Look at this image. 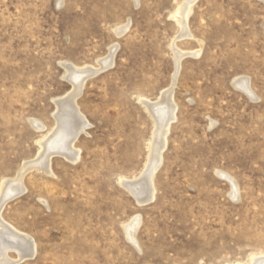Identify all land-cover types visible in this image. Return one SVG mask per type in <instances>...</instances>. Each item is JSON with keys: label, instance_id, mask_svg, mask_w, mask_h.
Masks as SVG:
<instances>
[{"label": "rangeland", "instance_id": "374dc122", "mask_svg": "<svg viewBox=\"0 0 264 264\" xmlns=\"http://www.w3.org/2000/svg\"><path fill=\"white\" fill-rule=\"evenodd\" d=\"M184 2L0 0V192L56 127L55 101L72 90L66 66L97 68L116 46L75 100L88 123L78 160L28 170L25 191L2 208L35 245L16 264H249L264 254V1L195 0L189 37L171 17ZM173 76L175 120L154 198L140 204L120 181L138 180L155 154L141 101L157 102Z\"/></svg>", "mask_w": 264, "mask_h": 264}, {"label": "bare ground", "instance_id": "6f19581e", "mask_svg": "<svg viewBox=\"0 0 264 264\" xmlns=\"http://www.w3.org/2000/svg\"><path fill=\"white\" fill-rule=\"evenodd\" d=\"M194 1L195 0H185L182 7H179L171 16L176 20H174L175 22L181 25V33H178L180 34L179 36L189 37L186 22ZM126 28V26L122 28L120 27L119 30H117V33L124 32ZM115 49L116 46H112L109 49V56L105 57L104 60L102 59V61L98 64L99 67L97 68L86 67L81 69L80 73H77L79 72L77 68L70 65L66 66L68 79L72 82V90L64 98L55 101L56 112L54 113V119L56 120V127H54V129L39 142L40 151L37 157L33 161L23 163L22 168L19 172H17L18 174L16 178L14 177L12 180H5V182H2L0 192V213L5 203L18 197L23 193V191H25L24 187H22V178L28 170L37 169L49 175L51 173L50 160L56 155H61L70 162H76L78 160L79 151L74 148V143L80 134L84 132L88 123L79 113V110L75 105V100L80 94L87 77L94 76L103 71L105 68L111 66L112 56ZM177 54L179 57L183 56V54H179V52ZM175 74H177V72ZM174 82L175 76L172 78V86L167 88V90L165 89V91L163 90L157 102L150 103L148 101H141L154 120L155 126L152 134V140L150 142V148L152 151L151 153L155 154L149 157L148 162H146L147 164L138 180L128 182L123 179L120 181V185L125 186V188H127L134 195L140 204L143 202H149L154 198L155 190L152 185V178L161 163V153L166 145V135L170 124L175 120L176 105L172 100V87ZM247 82V79L239 78L233 84H235L241 92L243 91L246 96L254 98V95L251 93L249 88V83ZM33 126L37 130H42L44 128L43 125L38 122H33ZM229 182L232 188L230 197L235 199L237 198V186L233 181L229 180ZM3 222L0 218V256L5 258L8 251H13L16 253L18 260L8 261L9 259H3L2 261L4 263L0 262V264H16L25 259L32 258L35 254V245L33 240L29 236L17 233L18 231L16 232L14 229L9 227L10 225L8 226ZM138 225L139 217H135L125 226L127 237L132 242H134L133 236ZM249 264H264V254L251 257Z\"/></svg>", "mask_w": 264, "mask_h": 264}]
</instances>
